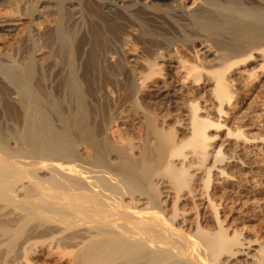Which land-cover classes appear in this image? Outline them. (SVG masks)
<instances>
[{
    "label": "bare ground",
    "instance_id": "1",
    "mask_svg": "<svg viewBox=\"0 0 264 264\" xmlns=\"http://www.w3.org/2000/svg\"><path fill=\"white\" fill-rule=\"evenodd\" d=\"M169 1L0 0V264H264L222 218L264 144V101L236 107L264 88V0Z\"/></svg>",
    "mask_w": 264,
    "mask_h": 264
},
{
    "label": "rangeland",
    "instance_id": "2",
    "mask_svg": "<svg viewBox=\"0 0 264 264\" xmlns=\"http://www.w3.org/2000/svg\"><path fill=\"white\" fill-rule=\"evenodd\" d=\"M142 1L151 2L153 0H142ZM160 2H162V3L163 2L164 3H173L172 1H169V0H160ZM191 2H193V0H176V2H174V3H176V5L179 6V7H182V8H185L186 7L185 10L186 9L187 10H190V9H193V7L195 6V4H191ZM0 7H1L0 10L4 9V8H2V4L0 5ZM20 26H17L15 28V30L12 31V33H11L12 34V38H17L18 36H22V33H21L22 31L20 32V28L22 29V27H20ZM18 30H19V32H18ZM198 48H200V47H198ZM190 55H192V54H190ZM52 81H50L49 84H51V85H53V87H55V92L56 93L58 92L57 94H60V95L63 94L64 95L63 91L66 93V91L64 90L66 88L65 87L66 80L64 78H57V79L55 78ZM56 81H57V83H55ZM258 82H259V76H252L250 78V80H248V82L246 84V89H244V90L241 91L242 92L241 95H243V97H244L245 104H243V106L237 104V106H236L237 108H240V110H243V109L244 110H247V109L248 110H252V109H255V108L259 107L261 101H264V100H262L264 98V93H263L264 92V88L263 87L258 88L259 85H260V83H258ZM57 84H58V87H57ZM248 85H249V87H248ZM59 87L61 88L62 91L60 90ZM247 88H248V90H247ZM89 95L91 97L92 94H89ZM89 95L87 97H85V99L87 98V100L89 99L88 101L91 100V102H93V100H95L94 95H92V97L94 99L93 98L90 99L89 98ZM66 99L69 100L70 97H66ZM202 99H203V96H202ZM88 101H87V104L89 105L90 102H88ZM108 104H109V102H108ZM147 104H149V103H147ZM175 104L176 103L167 104V103H165V101H161V102L159 101L158 103L156 102L155 104H152L151 106L156 107L157 109L155 108V111L157 112L159 110L158 111V114L161 115V117L165 118V120L167 119L166 120V123L171 124L175 120V118L177 120H179V118L181 119L182 114H183V109H181L179 107V105H177V104L175 106ZM98 105L99 104H96L97 107H94V114L97 113L96 112L97 111V108H98V111H99V106ZM149 106H150V104H149ZM158 107H159V109H158ZM64 109H65V107H64ZM168 112H172L171 115L172 114H174V115H172V116L170 115V117H169V116H167V113ZM94 114H92L90 120H92V121L94 120L95 122H97L99 119H97V114L95 116H94ZM174 116H175V118H174ZM171 120H173V121H171ZM213 133H214V131H213ZM258 133L260 135L261 134H264V129L258 131ZM258 133H256V134H258ZM220 140L221 139H217V140H215L214 143H217V144L219 142L221 143L222 140L221 141ZM253 147H255V148H253ZM228 152H231V150L226 151V154H229ZM240 157L243 158V159L246 158L247 160L254 161V162H256V165L258 164V166L254 167L252 169V172L251 173L250 172H247V174H245V172L243 171L244 168L241 170L240 167L239 168L237 167L238 165H235L233 167V164L232 163L229 164L228 171H230V172L233 171V175L236 174L235 176L240 177V178L247 176V177H249V179L251 178L252 180L250 179V181H248V183H246V185L244 187L246 189L245 190L246 192L244 193L245 195L243 194L244 195L243 196L244 198L242 197V202L244 203V204L242 203L243 204V207L240 208V210H238L237 208H239V206H237L236 203H233V204L230 203L233 206L230 205V207H232V208L229 207L230 208V210H228L229 213L227 211V214L226 213L225 214L221 213V215L223 214L222 215V218H225L224 215L226 216L225 222H227L228 224H231L233 227L236 226L239 229H242V232H243L244 235H248L250 237L260 236L261 238H263L264 237V235H263L264 234V222H263V225H262L261 219H264V144L252 145V147L249 146V145L246 146L241 151ZM229 169H232V171L229 170ZM243 172H244V175L245 176L243 174H241ZM216 182H217L216 180L213 181V183H216ZM247 191H249V192H247ZM246 196L248 198H246ZM243 200H245V201H243ZM233 208H236V209L234 210ZM200 209H202V211H203V204L200 205ZM252 211L255 214H253ZM234 219H236V220H234ZM243 226H244V228H243ZM257 228H258V230H261V231H258ZM255 230H256V232H255ZM257 231H258L259 234L257 233Z\"/></svg>",
    "mask_w": 264,
    "mask_h": 264
}]
</instances>
